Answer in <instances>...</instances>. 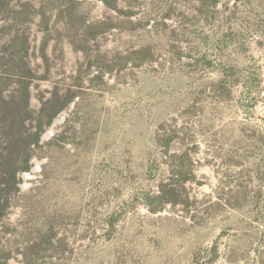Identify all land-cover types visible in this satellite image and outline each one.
I'll return each instance as SVG.
<instances>
[{
  "label": "rangeland",
  "instance_id": "rangeland-1",
  "mask_svg": "<svg viewBox=\"0 0 264 264\" xmlns=\"http://www.w3.org/2000/svg\"><path fill=\"white\" fill-rule=\"evenodd\" d=\"M22 2L31 108L76 97L10 194L9 264H264V0Z\"/></svg>",
  "mask_w": 264,
  "mask_h": 264
},
{
  "label": "trees",
  "instance_id": "trees-1",
  "mask_svg": "<svg viewBox=\"0 0 264 264\" xmlns=\"http://www.w3.org/2000/svg\"><path fill=\"white\" fill-rule=\"evenodd\" d=\"M30 8L22 0H0V264H9L10 260L1 246V223L13 206L10 194L19 192V175L31 169L34 150L39 148L46 128L76 97L54 88L49 99L41 98L37 111L31 108L33 78L26 61L29 42L18 30L28 21Z\"/></svg>",
  "mask_w": 264,
  "mask_h": 264
},
{
  "label": "bare ground",
  "instance_id": "bare-ground-1",
  "mask_svg": "<svg viewBox=\"0 0 264 264\" xmlns=\"http://www.w3.org/2000/svg\"><path fill=\"white\" fill-rule=\"evenodd\" d=\"M25 178V177H24Z\"/></svg>",
  "mask_w": 264,
  "mask_h": 264
}]
</instances>
